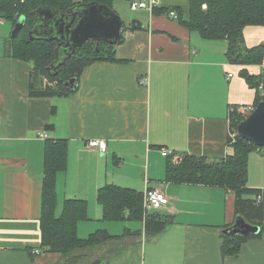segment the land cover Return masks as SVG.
I'll use <instances>...</instances> for the list:
<instances>
[{
    "label": "crops",
    "instance_id": "0c3cea01",
    "mask_svg": "<svg viewBox=\"0 0 264 264\" xmlns=\"http://www.w3.org/2000/svg\"><path fill=\"white\" fill-rule=\"evenodd\" d=\"M147 13L144 27L129 25L123 31L118 60L88 64L77 90L65 97L31 96L32 64L12 57L9 35L0 33V264H63L61 253L40 248L47 138L39 133L45 130L48 138L68 139V166L58 173L56 188L63 202L88 201L80 233L119 232L115 221L103 219L97 200L106 183L157 187L166 194L161 210L174 218L167 229L152 240L128 235L109 244L99 252L104 263L264 264V236L248 238L237 254L222 251L224 230L237 216L234 193L221 186L168 182V158L161 153L162 148L208 157L231 152L230 109L256 100V90L240 71L246 67L261 74L264 63H231L227 40L204 39L166 13ZM244 36L250 47L262 44L264 26L249 25ZM142 78L148 82L141 83ZM91 140L105 141L107 150L91 147ZM160 155L165 164L157 179L151 159ZM144 168L143 183L138 174ZM248 185L262 191L264 202L259 149L249 155ZM139 223L131 230L142 228ZM121 243L123 250L110 253Z\"/></svg>",
    "mask_w": 264,
    "mask_h": 264
},
{
    "label": "trees",
    "instance_id": "16d2710c",
    "mask_svg": "<svg viewBox=\"0 0 264 264\" xmlns=\"http://www.w3.org/2000/svg\"><path fill=\"white\" fill-rule=\"evenodd\" d=\"M99 2L115 9V3L123 0H0V18L12 22L24 15L27 18L25 27L12 38L8 36V48L12 57L32 64L30 95L33 97H65L77 89H70L65 82L75 78L79 83L83 69L96 61H116L117 44L88 41L79 47L66 65L60 66L58 73L52 76L47 67L55 60L54 40H38L29 38V29L36 17V10L43 6L66 12L69 8L82 3ZM178 20L191 31L197 32L207 40H227L226 56L231 63L240 65L263 64L264 43L248 46L244 29L249 25L264 26V0H188L187 9L176 6ZM116 10V9H115ZM164 8L157 7L154 13H165ZM117 11V10H116ZM118 12V11H117ZM78 17L76 21H78ZM128 27L124 22V30ZM98 47V49H97ZM250 87L256 90L254 107L264 100V73L252 74L246 67L240 71ZM43 75L47 81L39 80ZM261 86L263 88H261ZM244 107L234 105L230 109V129L237 130L238 124L245 119ZM55 112V108H54ZM47 128H51L48 125ZM68 139L47 138L45 146L44 176L42 179V215L40 248L61 253L63 264H106L100 251L109 244L123 240L128 235H147L148 240L155 239L174 220L172 214L161 209L146 210L144 206V190L133 187L106 183L98 189L97 200L103 207V219L109 221H137L144 228L127 230L119 235L107 229H97L88 237L78 236V223L87 219L88 201L81 198H68L63 202L60 214L58 207L57 175L65 172L68 166ZM231 152L223 157H208L174 152L167 156L165 178L168 182L203 184L221 186L230 189L235 195V212L246 221L259 225V234L229 235L223 234L222 251L225 255L237 254L248 238L264 236V202L259 200L262 191L248 185V161L252 151L259 146L242 138L240 135L230 136ZM175 157L179 162L175 163ZM122 243L110 253L124 249ZM92 259L89 262V259Z\"/></svg>",
    "mask_w": 264,
    "mask_h": 264
},
{
    "label": "water",
    "instance_id": "95a60500",
    "mask_svg": "<svg viewBox=\"0 0 264 264\" xmlns=\"http://www.w3.org/2000/svg\"><path fill=\"white\" fill-rule=\"evenodd\" d=\"M36 17L29 29V38L38 40H54L55 60L47 67L50 75L55 76L60 66L66 65L68 59L77 49L88 41L117 44L124 31V20L121 15L107 4L99 2L82 3L69 8L66 12L43 6L36 10ZM79 18L77 22L76 18ZM27 18L20 16L12 28L11 37H16L25 27ZM131 28L144 27L141 20H131ZM98 49V47H97ZM65 86L74 90L78 88L76 79L65 82ZM238 135L264 147V100L237 127ZM261 227L252 224L238 214L235 222L224 230L229 235L259 234Z\"/></svg>",
    "mask_w": 264,
    "mask_h": 264
},
{
    "label": "rangeland",
    "instance_id": "374dc122",
    "mask_svg": "<svg viewBox=\"0 0 264 264\" xmlns=\"http://www.w3.org/2000/svg\"><path fill=\"white\" fill-rule=\"evenodd\" d=\"M131 1L132 0L118 1L114 5L115 9L121 15V17L123 18V20L125 22V25L127 27H129L131 20L134 19V18H137V19L141 20L142 22H146L147 21V17H148V13H147L146 9L132 10L131 7H130ZM162 3H164V4L161 7L165 9L164 12L166 14H168L171 10H174V11H176L177 14H179L178 11L175 9V7L178 6V5L183 7V9H187V7H188V0H162ZM152 13H154V12H152ZM11 29H12V22H10V21H5L4 23L0 24V33L2 35H10ZM43 78H44L43 75L39 76V80L40 81H42ZM44 81H47V78H44ZM159 157L151 159V168H150V172L152 173V171H154L155 172L154 176L157 179L160 176H162V172L158 173V169L160 167L162 168V162L165 164V158H162L161 155ZM130 159H131V157L128 158L127 161L130 160ZM145 171H146V169L144 168L138 174V178L140 180H142L143 183L145 181V179H144V172ZM151 183H153V182H151ZM157 183L160 184L161 181H158ZM58 197H59L58 204L59 205L63 204V198H61L62 195L60 194ZM161 211L164 212L163 210H161ZM56 213L58 215L60 214V206H59V209L56 211ZM115 222H116L115 223L116 227L119 229V232H117L115 234H123V232H125L127 230V228L131 229V227L132 228L135 227V225L137 223H138L139 226H141V224L139 222H137V221H115ZM78 224H80V223H78ZM89 224H95V223L93 222V223H89ZM142 228H144V226ZM91 231H93V230H91ZM91 231L83 230V234L80 233V231H78V236H80L82 238L88 237L89 236L88 234ZM143 235H145V233ZM145 236H147V235H145ZM127 238H131V237H127ZM91 261H92V259L90 258L89 262H91Z\"/></svg>",
    "mask_w": 264,
    "mask_h": 264
},
{
    "label": "built area",
    "instance_id": "2783aa9c",
    "mask_svg": "<svg viewBox=\"0 0 264 264\" xmlns=\"http://www.w3.org/2000/svg\"><path fill=\"white\" fill-rule=\"evenodd\" d=\"M162 0H132L130 3V7L132 10H137V9H146L149 12H153L155 8L161 7ZM168 16L173 18V19H178L179 15L176 13V11L171 10L168 13ZM4 23V20L0 18V24ZM140 82L143 84H146L148 80L146 78L140 79ZM261 88H263L261 86ZM255 107L253 105H248L244 107V116H248ZM238 135V130H231L230 129V136L235 137ZM39 136L41 138H48V132L42 131L39 133ZM89 145L94 148H98L100 151L105 152L107 150V143L103 140H91L89 142ZM259 151L264 154V147H259ZM161 153L163 156H170L174 155V151L168 149V148H162ZM180 160L178 157H175L174 162L178 163ZM2 166V160L0 159V167ZM259 200L261 201L263 197L259 195ZM167 202V197L166 194L164 193L163 190L157 187H147L144 190V206L146 210H154V209H160L162 208L165 203ZM34 253L38 254L39 250H35Z\"/></svg>",
    "mask_w": 264,
    "mask_h": 264
}]
</instances>
